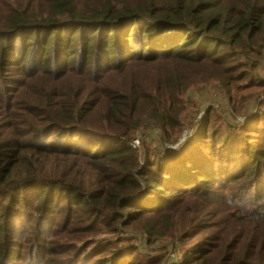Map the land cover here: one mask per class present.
<instances>
[{"label": "trees", "instance_id": "16d2710c", "mask_svg": "<svg viewBox=\"0 0 264 264\" xmlns=\"http://www.w3.org/2000/svg\"><path fill=\"white\" fill-rule=\"evenodd\" d=\"M14 68L15 87L0 93V194L9 207L25 205L26 222L34 208L40 231L67 248L56 254L93 257L80 264H264V240L241 247L211 233L205 212L185 200L222 206L231 189L263 190V95L248 97L258 105L243 134L223 115L240 117L241 88L264 89V0L0 1V70ZM212 83L230 102L223 115L211 109L187 132L197 139L165 152V140L174 145L211 106L193 94ZM73 131L96 134L85 148ZM232 204V216L255 219ZM8 222L0 264L19 249ZM102 236L118 241L94 251Z\"/></svg>", "mask_w": 264, "mask_h": 264}, {"label": "rangeland", "instance_id": "374dc122", "mask_svg": "<svg viewBox=\"0 0 264 264\" xmlns=\"http://www.w3.org/2000/svg\"><path fill=\"white\" fill-rule=\"evenodd\" d=\"M1 2L6 3L7 0H0ZM13 1V0H12ZM16 0H14L15 2ZM21 72L17 69H9L6 73H4L2 70H0V93L3 90L5 85H8L10 89H13L15 86L11 85L10 82L18 79ZM31 84L35 85V80H30ZM219 86L215 83H212L209 85V87H201L197 89L194 92V96L203 99L204 106H208L210 104V107H207L202 114H200L198 117L193 116L191 122L186 127V133L189 131L188 128L191 127L193 124L197 123L198 121H202L205 119V117H209L210 110L214 109L215 111L219 112L223 115V111L225 109V106L230 104V102L227 100L226 96L223 95H216L217 88ZM243 88L240 89L236 101L239 102V108H244L243 111L238 114L240 117H233L236 116L234 114L230 115L229 110L225 111L224 118L230 122L229 125L236 126V131H239L240 133H244L246 131V128L248 125H244L247 123L248 118L253 116L255 113L256 106L258 105V102H254L248 97H257L259 95H263L262 99H264V89H247L245 92H242ZM214 99V100H213ZM213 100V101H212ZM264 101V100H262ZM3 106V104L0 103V108ZM214 112V115H219V113ZM262 120L258 119L254 122V127H258L260 122ZM236 124V125H234ZM191 125V126H190ZM241 125V126H240ZM240 126V127H238ZM239 128V129H238ZM75 134V138L81 143L85 148H88L87 146L89 143L94 140L93 135L96 133H80L73 131ZM157 130L155 128H151V135L156 134ZM60 134L57 135V137ZM188 133L185 136V142L190 143L193 139H197L196 135L191 136L188 138ZM182 136V138L184 137ZM103 137V136H102ZM82 138H84L82 141H80ZM48 137L43 140V144L47 143ZM141 134H137V141L134 143V148H139L141 145ZM248 139L253 140V136H250ZM99 141V139H96ZM241 141H244L243 138L240 139ZM179 141H177L174 145H171L170 143H167V148L165 152L175 153V149L179 146ZM264 142V137L260 140V143ZM53 144V142H50ZM112 144V142H111ZM176 144H178L176 146ZM98 147H96V150H107L109 149L110 144H97ZM95 145V146H97ZM176 146V147H174ZM77 148V147H74ZM82 149V148H81ZM188 147L185 149L182 155L176 157L169 163L171 165L179 163L183 157H185V153L188 151ZM230 155L229 152H225ZM219 159L227 160L228 157L221 156ZM262 187L263 190H254V193L256 195L252 196L250 193L252 190H247L246 186H242L237 188L236 190H229L227 191L226 195L228 196L226 198L227 203L218 206L217 204H214L213 206L201 201L200 199L192 196H186L185 200L188 203L191 204H198L199 207L205 212V217L203 221H207L209 223L210 227H213L214 230H212L211 233H215L216 235H220L221 233H225V237L228 239L237 238V241L240 243L241 247H244L247 243L255 242L256 239L259 240L260 247L262 245V240H264V179L262 180ZM231 186H235L234 183H231ZM216 193H222V190L216 186L214 189V194ZM28 195H34L33 192H30ZM169 195L177 196L178 193L175 192L173 189L171 190ZM10 196H7L5 194H0V231H3L4 229L2 227H5L8 225L9 219H12L14 221V233L15 236L13 238L8 239V242L11 243L10 248H15L16 245H18L19 249H16L12 252L14 254V257L11 260V264H48V260L55 261L56 264H80L81 261H92L93 257H80V255H76L74 257H79V259H73V254L68 253L65 255L56 254L60 253L62 251H66V247H61L57 244H53V239L51 238L50 232H41L39 226L36 224V216L32 217L34 215V208L28 207L26 208L27 214L29 216L28 222L25 218H22L21 216L24 215L22 212V209L25 207V205H22L21 207H18L17 205H11L8 206L9 200H7ZM232 201L234 204L240 208H242L245 212V215L248 216L249 219H254L253 221L245 220L242 221L243 218L237 219L239 216L234 217L232 216L233 211L235 210V207L232 204ZM145 203V202H142ZM16 204V203H15ZM5 209V207H7ZM158 206H163V203H158ZM15 207L14 212L13 211ZM15 212L19 213V217H15ZM259 215V216H257ZM257 216V217H256ZM59 216L54 215L52 218L50 216L49 220H47V223L45 224V230H50L49 227L53 224L54 221L58 220ZM25 222V223H24ZM212 228H209L208 230H211ZM205 237V234L203 236H198L194 240H191L193 242L201 240ZM100 242L98 244L93 245L92 249L94 251H103L104 248L107 246L116 243L118 241V238L116 237H109V236H102L99 238ZM15 241V243H14ZM192 243V242H187ZM264 249V246L262 247ZM24 251V252H23ZM23 252V253H22ZM12 254H5V257L11 256ZM133 251L126 249L124 250L123 254L121 255L122 259H130L133 257ZM20 256V258H19ZM104 257H110L111 255L109 253H105L103 255ZM23 257V261H22ZM151 257H156L154 254ZM10 258V257H9ZM19 259L18 262H16ZM83 259V260H82ZM41 261V262H40Z\"/></svg>", "mask_w": 264, "mask_h": 264}, {"label": "water", "instance_id": "95a60500", "mask_svg": "<svg viewBox=\"0 0 264 264\" xmlns=\"http://www.w3.org/2000/svg\"><path fill=\"white\" fill-rule=\"evenodd\" d=\"M196 125H197V123L193 124L191 127L188 128V130H191V129L194 128ZM184 140H185V136H184L183 138L180 139V142H179V143L184 142ZM167 143H168L167 140H165V145H166V147H167Z\"/></svg>", "mask_w": 264, "mask_h": 264}, {"label": "built area", "instance_id": "2783aa9c", "mask_svg": "<svg viewBox=\"0 0 264 264\" xmlns=\"http://www.w3.org/2000/svg\"><path fill=\"white\" fill-rule=\"evenodd\" d=\"M137 141V140H136ZM135 143V142H134ZM134 146V145H133Z\"/></svg>", "mask_w": 264, "mask_h": 264}]
</instances>
